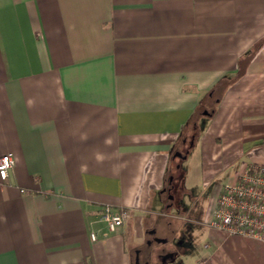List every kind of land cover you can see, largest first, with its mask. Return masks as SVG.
Listing matches in <instances>:
<instances>
[{
    "label": "crops",
    "instance_id": "obj_1",
    "mask_svg": "<svg viewBox=\"0 0 264 264\" xmlns=\"http://www.w3.org/2000/svg\"><path fill=\"white\" fill-rule=\"evenodd\" d=\"M7 153L0 264H264L195 217L264 164V0H0Z\"/></svg>",
    "mask_w": 264,
    "mask_h": 264
},
{
    "label": "built area",
    "instance_id": "obj_2",
    "mask_svg": "<svg viewBox=\"0 0 264 264\" xmlns=\"http://www.w3.org/2000/svg\"><path fill=\"white\" fill-rule=\"evenodd\" d=\"M13 153L0 158V178L7 180L15 165ZM22 191H25L22 189ZM130 216L127 209L106 205L101 219L111 230L122 225ZM208 225L225 232L264 242V164H251L219 192ZM93 239L96 238L92 234ZM200 264H205L201 261Z\"/></svg>",
    "mask_w": 264,
    "mask_h": 264
},
{
    "label": "rangeland",
    "instance_id": "obj_3",
    "mask_svg": "<svg viewBox=\"0 0 264 264\" xmlns=\"http://www.w3.org/2000/svg\"><path fill=\"white\" fill-rule=\"evenodd\" d=\"M181 162V161H180ZM178 165V164H177ZM178 184H181L179 180H176V187L174 188V193L178 194L180 193L179 188H177V186H179ZM203 189V188H202ZM208 189H206V194H204V196H202L201 198H199L197 201V205H196V212H195V217L197 216L201 221H202V225L200 226L202 229H207L209 226L207 225V216L209 214V210L211 207V196L208 195ZM157 220H154V222L156 223V226L158 227L157 232L150 236L152 238L158 239L164 236H170L171 234V229L169 228L167 222L164 220L163 217H157ZM200 234H203L200 232ZM199 234V238L198 241H200V243H205L206 238L204 235H200Z\"/></svg>",
    "mask_w": 264,
    "mask_h": 264
}]
</instances>
